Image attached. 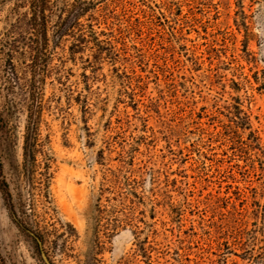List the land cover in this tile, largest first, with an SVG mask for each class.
<instances>
[{
  "label": "rangeland",
  "instance_id": "374dc122",
  "mask_svg": "<svg viewBox=\"0 0 264 264\" xmlns=\"http://www.w3.org/2000/svg\"><path fill=\"white\" fill-rule=\"evenodd\" d=\"M39 1L0 0L7 264H43L26 231L51 264H247L264 228V0Z\"/></svg>",
  "mask_w": 264,
  "mask_h": 264
},
{
  "label": "trees",
  "instance_id": "16d2710c",
  "mask_svg": "<svg viewBox=\"0 0 264 264\" xmlns=\"http://www.w3.org/2000/svg\"><path fill=\"white\" fill-rule=\"evenodd\" d=\"M37 9L34 11L37 13H41L44 11L45 3L46 1L40 2L37 0ZM61 11V16H60V24L57 29V33L59 37H62L67 33V31L70 29V27L73 26V24L76 23L78 17L82 14V11H84L83 8H81V4L74 5L69 7V10L67 8H60ZM3 128H4V122L2 120L1 114H0V140L2 138V133H3ZM2 162L0 158V183H2ZM260 235L262 238L260 239V245L257 246V248L254 250V248H250L248 250H243L241 253L240 258L244 261H246L247 264H264V228L261 229ZM253 239L256 237L253 235ZM0 264H7L6 260L0 253Z\"/></svg>",
  "mask_w": 264,
  "mask_h": 264
},
{
  "label": "water",
  "instance_id": "95a60500",
  "mask_svg": "<svg viewBox=\"0 0 264 264\" xmlns=\"http://www.w3.org/2000/svg\"><path fill=\"white\" fill-rule=\"evenodd\" d=\"M26 232L28 233V235L30 237H32L35 240V242H36V244L38 246L40 258H41V261L43 262V264H51V262L48 260V258L45 255V253L42 252V250L40 249V241H39V239L32 232H30V231H26Z\"/></svg>",
  "mask_w": 264,
  "mask_h": 264
}]
</instances>
